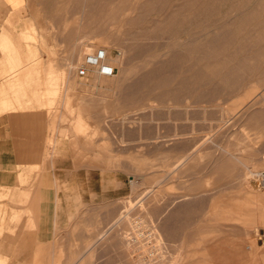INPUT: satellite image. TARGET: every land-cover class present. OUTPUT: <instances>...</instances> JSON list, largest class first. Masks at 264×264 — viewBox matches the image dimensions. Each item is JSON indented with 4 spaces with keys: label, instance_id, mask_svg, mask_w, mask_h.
<instances>
[{
    "label": "rangeland",
    "instance_id": "rangeland-1",
    "mask_svg": "<svg viewBox=\"0 0 264 264\" xmlns=\"http://www.w3.org/2000/svg\"><path fill=\"white\" fill-rule=\"evenodd\" d=\"M20 1L0 100L47 124L40 155L0 171L4 264H264V191L245 184L246 167L264 172V0ZM26 62L52 83L40 96L24 75L27 105L13 88Z\"/></svg>",
    "mask_w": 264,
    "mask_h": 264
},
{
    "label": "crops",
    "instance_id": "crops-1",
    "mask_svg": "<svg viewBox=\"0 0 264 264\" xmlns=\"http://www.w3.org/2000/svg\"><path fill=\"white\" fill-rule=\"evenodd\" d=\"M0 2L4 7V10L0 11L1 37L4 32L9 34V30L14 34V32L12 31L13 27H8V25H16V27L17 25H19V21L13 19V16L15 14V9L19 8V3H21V1L0 0ZM8 20H11V22H8ZM11 41L13 44L12 38ZM5 66L8 67V63L4 60L3 53L0 49V83L4 79L2 74L4 72H9L8 68ZM46 124V112L45 109L41 106L33 105L25 106V108H10L0 112V171H2L4 168H13L15 166L18 167L19 165L28 164V162L34 161L40 155V145L41 141L43 140ZM5 153L8 156V160L4 159ZM53 172L54 171H52V174H54ZM22 180L23 179L18 182H23ZM57 182L58 181H56V178L54 176L53 185L51 186L53 187L51 195L52 205H56L59 202ZM8 183L9 182H4L2 173L0 172V185ZM13 191L14 188L12 189V187L7 190V194L10 196V198L12 197ZM2 206L0 205V207ZM8 214L9 217L8 221L6 222L5 216H7ZM5 216L2 223L3 227H13L16 225L17 221L12 222L9 220V218L12 217L11 211H6ZM32 217L33 216L31 215L30 221L27 222L28 225H32ZM52 222L54 223V235L55 228L57 226L55 225L54 216L52 217ZM208 251L210 252V254L214 253V249H208L206 250V253H208ZM232 259L233 258L226 256L225 253H222V255L217 258L215 256H207L204 259L202 258L200 259L199 264H235V262L232 263Z\"/></svg>",
    "mask_w": 264,
    "mask_h": 264
},
{
    "label": "bare ground",
    "instance_id": "bare-ground-1",
    "mask_svg": "<svg viewBox=\"0 0 264 264\" xmlns=\"http://www.w3.org/2000/svg\"><path fill=\"white\" fill-rule=\"evenodd\" d=\"M205 1H206V0H205ZM223 1H224V0H223ZM258 1H259V0H258ZM212 2H213V1H212ZM215 2H216V1H215ZM254 2H255V1H254ZM256 2H257V1H256ZM216 3H217V2H216ZM229 3H231V2H229ZM211 4H212V3H211ZM239 4H240V3H238V5H239ZM228 5H229V4H228ZM229 6H230V5H229ZM233 6H234V5H233ZM254 6H255V5H254ZM256 6H257V5H256ZM121 7H122V6H121ZM231 7H232V5H231ZM100 8H101V7H100ZM228 8L230 9V7H228ZM242 8H243V7H242ZM245 8H246V7H245ZM253 8H254V7H253ZM253 8H252V9H253ZM200 9H201V8H200ZM215 9H217V8H215ZM252 9H251V10H252ZM102 10H103V9H102ZM102 10H100V12H101ZM237 10H238V9H237ZM242 10H243V9H242ZM213 11H214V10H213ZM213 11H212V12H213ZM223 11H224V10H223ZM225 11H226V10H225ZM231 11H232V10H231ZM115 12H116V11H115ZM178 12H179V11H178ZM197 12H198V11H197ZM210 12H211V11H210ZM210 12H209V13H210ZM250 12H251V11H250ZM250 12H249V13H250ZM109 13H110V12H109ZM175 13H176V12H175ZM188 13H189V12H188ZM217 13H218V12H217ZM100 14H101V13H100ZM205 14H206V13H205ZM105 15H106V14H105ZM190 15H191V14H190ZM206 15H207V14H206ZM246 15H247V14H246ZM180 16H183L182 13L180 14ZM184 16H185V15H184ZM188 16H189V15H188ZM240 16H241V15H240ZM192 17H193V15H192ZM192 17H191V16L188 17L189 20H190V18H192ZM185 18H186V17H185ZM246 19H247V17H246ZM165 20H166V19H165ZM177 20H178V19H177ZM182 20H183V19H182ZM163 21H164V20H163ZM170 21H171V20H170ZM175 21H176V20H175ZM175 21H174V23H175ZM179 21H180V19H179ZM195 21H197V20H195ZM201 21H202V20H201ZM252 21H253V19H252ZM258 21H260V20H258ZM184 22H185V21H184ZM186 22H187V20H186ZM186 22H185V24H187V23L189 24V21H188L187 23H186ZM221 22H222V21H221ZM221 22H220V23H221ZM174 23H173V24H174ZM191 23H192V22H190V24H191ZM199 23H200V22H199ZM199 23H196V24H199ZM160 24H161V23H160ZM173 24H172V25H173ZM174 25H175V24H174ZM174 25H173V27H174ZM210 25H211V24H210ZM235 25H236V24H235ZM164 26H165V25H164ZM168 26H169V25H168ZM181 26H183V25H181ZM194 26H196V25H194ZM204 26H206V25H204ZM208 26H209V25H208ZM208 26H207V27H208ZM233 26H234V25H233ZM175 27H176V26H175ZM175 27H174V28H175ZM178 27H179V26H178ZM178 27H177V28H178ZM184 27H185V25H184ZM184 27H183V29L185 30ZM221 27H222V26H221ZM94 29H95V28H94ZM96 29H97V28H96ZM96 29H95V30H96ZM175 29H176V28H175ZM178 29H179V28H178ZM231 29H232V28H231ZM95 30H94V31H95ZM216 30H217V29H216ZM216 30H215V31H216ZM222 30H223V29H222ZM167 31H168V30H167ZM172 31H173V30H172ZM174 31H175V30H174ZM98 32H99V31H98ZM162 32H163V31H162ZM168 32H169V31H168ZM160 33H161V32H160ZM172 35H173V34H172ZM223 35H224V34H223ZM2 36H3V35H2ZM216 37H217V36H216ZM262 38H263V37H262ZM6 39H7V38H6ZM6 39H5V42H7ZM8 39H9V37H8ZM32 40H33V39H32ZM212 41H213V40H212ZM263 41H264V40H263ZM27 43H29V40H28ZM260 43H261V42H260ZM24 44H25V43H24ZM214 44H215V43H214ZM262 44H263V42L261 43V46H262ZM6 45H7V44H6ZM26 45H27V44H26ZM257 45H258V43H257ZM263 45H264V44H263ZM211 46H212V45H211ZM4 47H5V46H4ZM30 47H31V46H30ZM30 47H29V48H30ZM32 47H33V46H32ZM32 47H31V48H32ZM190 47H191V46H190ZM253 47H254V46H253ZM259 47H260V46H259ZM259 47H258V48H259ZM33 48H34V47H33ZM212 48H213V47H212ZM229 48H230V46H229ZM229 48H228V50H229ZM255 48H256V47H255ZM5 49H6V48H5ZM218 49H219V48H218ZM256 49H257V48H256ZM30 50H31V49H30ZM254 50H255V49H254ZM9 51H10V50H9ZM28 51H29V50H28ZM35 51H36V50H35ZM215 51H216V50H215ZM215 51H214V52H215ZM252 51H253V50H252ZM29 52H30V51H29ZM32 52H33V51H32ZM32 52H31V53H32ZM199 52H200V51H199ZM225 52H226V50H225ZM256 52H257V51H256ZM9 53H10V52H9ZM197 53H198V52H197ZM215 53H216V52H215ZM245 53H247V52H245ZM263 53H264V52H263ZM4 54H5V53H4ZM25 54H26V53H25ZM34 54H37V52H35ZM224 54H225V53H224ZM251 54H252V53H251ZM29 55H30V54H29ZM29 55H28V56H29ZM212 55H213V53H212ZM23 56H24V55H23ZM25 56H26V55H25ZM222 56H223V55H221V57H222ZM242 56H243V55H242ZM13 57H15V56H13ZM33 57H34V56H33ZM37 57H38V56H37ZM119 57H120V56H119ZM196 57H197V55H196ZM196 57H195V58H196ZM219 57H220V56H219ZM223 57H224V56H223ZM243 57H244V56H243ZM249 57H250V56H249ZM34 58H35V57H34ZM250 58H251V57H250ZM4 59H6V61L8 60L7 57H5ZM14 59H15V58H14ZM24 59H25V57H24ZM146 59H147V58H146ZM10 60H11V59H10ZM22 60H23V58H22ZM27 60L29 61L28 57H27ZM119 60H120V59H119ZM119 60H117V61H119ZM24 61H25V60H24ZM33 61H34V62H33ZM33 61H32L33 64H35V60H34V59H33ZM2 62H3V61H2ZM30 62H31V61H30ZM36 62H37V61H36ZM77 62H78V61H77ZM145 62H146V61H144V63H145ZM234 62H235V61H234ZM4 63H5V62H4ZM7 63H10L9 60H8ZM94 64H95V63H94ZM225 64H226V62H225ZM232 65H233V64H232ZM260 65H261V64H260ZM22 66H23V65H22ZM24 66H25V67H24ZM24 66H23V67H24L23 70H24V69H26V70H25V71H22V72L20 71V72H21V75H23V77L20 76V77H19L20 79H19L18 81H17V79H18V78H17V79L15 80V86L13 85V86H14V87H13V88H14V91H15V90H18V91H19V93L16 91L17 94L15 95V97H16L18 94H20L21 96H22V95H25V93H26V92H24V90H25V89H24V88H25L24 86H25V85H24V82H23V81H24V75H25L26 78H29V77H30V74L33 73V72H35V71H37V72L35 73V76L33 77L32 80H30V81L27 80V81H28L27 83H28L29 85L31 84V85L33 86V85L36 84V83L39 84V82H42L41 84L43 85V87H42L43 89H41L42 91L40 90V91H41L40 96H41V95H44V94H46V93H48V92L50 91V90H49V86L52 84L51 81H50V77H49V76H46V78L41 79V76H40V75H42V74H39L41 70L39 71L37 67H36L37 70L35 69L34 71L31 70V69H29L30 67H26V66H29V65H27V62H26V64H24ZM30 66H31V65H30ZM94 66H95V65H94ZM228 66H229V65H227V67H228ZM234 66H235V65H234ZM5 67H7V66H5ZM38 67H39V66H38ZM224 67H225V66H222V68H224ZM229 67H230V66H229ZM229 67L226 68V69L229 70ZM239 67H241V66H239ZM242 67H243V66H242ZM7 68H8V67H7ZM32 68H33V65H32ZM99 68H100V67H99ZM2 69H3V68H2ZM5 69H6V68H5ZM148 69H149V68H148ZM20 70H22V69H20ZM94 70H95L97 73H99V69H98L97 66L94 68ZM5 71H6V70H5ZM17 71H18L17 69H16V71L14 70V72H17ZM221 71L223 72V70H221ZM255 71H256V70H255ZM255 71H254V72H255ZM20 72H19V73H20ZM23 72H24V73H23ZM225 72H226V71H225ZM22 73H23V74H22ZM37 73H38V74H37ZM222 74H223V73H222ZM230 74H232V72H230ZM230 74H229V75H230ZM233 74H234V73H233ZM258 74H259V73H258ZM45 75H46V74H45ZM47 75H48V73H47ZM226 75L228 76V74H226ZM237 75H238V74H237ZM15 76H16V75H15ZM18 76H19V74H17L16 77H18ZM243 76H244V75H243ZM13 78H14V77H13ZM26 78H25V79H26ZM31 78H32V77H31ZM39 78H40V79H39ZM29 79H30V78H29ZM253 79H254V78H253ZM218 80H219V79H218ZM7 81H8V80H7ZM9 81H10V80H9ZM11 81H13V79H12ZM16 81H17V83H16ZM121 81H122V80H121ZM135 81H136V80H135ZM147 81H148V80H147ZM251 82H252V81H251ZM6 83H7V82H6ZM7 85H8V83H7ZM11 85H12V84H11ZM23 85H24V86H23ZM31 85H30V86H31ZM42 85H41V86H42ZM122 85H123V84H122ZM9 87H10V86H9ZM7 88H8V86H7ZM35 88H36V87H35ZM35 88H34V89H35ZM11 89H12V88H11ZM11 89H10V90H11ZM8 90H9V89H8ZM51 90H52V89H51ZM4 91H5V90L3 89V92H2V93H4ZM14 91H12V92H14ZM38 91H39V90H38ZM241 91H242V90H241ZM5 92H6V91H5ZM32 92H33V90H32ZM32 92H31V93H32ZM36 92H37V91H34V94H35ZM51 92H52V91H51ZM55 92H56V91H55ZM243 92H244V91H243ZM248 93H249V92H248ZM248 93H247V94H248ZM13 94H14V93H13ZM26 94H27V93H26ZM38 94H39V93H38ZM1 96H2V95H1ZM37 96H38V95H37ZM37 96H36V97H37ZM45 96H47V94H46ZM239 96H240V95H239ZM2 97H3V96H2ZM4 97H6V96H4ZM7 97H9V95H7ZM11 97H12V96H11ZM17 97H19V96H17ZM17 97H16V98H17ZM23 97H24V96H23ZM36 97H35V98H36ZM42 97H44V96H42ZM65 97H66V96H65ZM263 97H264V96H263ZM12 98H13V97H12ZM8 99L11 101L10 98H8ZM18 99H19V98H17V101H18ZM21 99H22V97L19 99V100L22 102V101L24 100V98H23L22 100H21ZM43 99H44V98H43ZM36 100H37V99H36ZM257 100H258V99H257ZM17 101H16V105H17V103H19V102H17ZM27 101H28V100H27ZM29 102H30V101H29ZM255 102H256V101H255ZM258 102H259V101H258ZM24 103H26L25 105H27V102H25V100L23 101V104H24ZM235 103H236V102H235ZM11 104H12V103H11ZM29 104H30V103H29ZM0 105H1V107L3 108L4 111L7 110V109H10L11 106H12V105H10L9 101L7 100V98H2V99L0 100ZM9 105H10V106H9ZM19 105H20V104H19ZM19 105H18V106H19ZM27 106H29V105H27ZM45 106H46V105H45ZM257 107H258V106H257ZM261 107H262V106H261ZM2 108H1V109H2ZM13 108H15V107H14V104H13ZM229 109H230V108H228V110H229ZM255 109H256V108H255ZM252 110H254V109H252ZM231 111H232V110H231ZM258 112H259V111H258ZM247 113H249V112H247ZM227 114H228V113H227ZM244 115H245V114H244ZM244 115H243V116H244ZM242 118H245V117H242ZM243 120H244V119H243ZM257 120H258V118H257ZM254 122H256V121H254ZM258 122H259V121H258ZM72 124H73V123H72ZM74 124H75V123H74ZM79 124H80V123H76V124L74 125V127H75V128L78 127ZM260 124H261V123H260ZM250 125H252V123H251ZM254 126H255V125H254ZM66 127H67V126H66ZM131 127H132V126H131ZM158 127H159V126H158ZM246 128H247V127H246ZM66 129H67V128H66ZM258 129H259V128H258ZM79 130H80V128H79ZM250 130H251V129H250ZM261 130H262V129H261ZM257 131H258V130H257ZM257 131H256V132H257ZM256 132H255V133H256ZM59 133H60V132H59ZM255 133H254V134H255ZM147 134H148V133H147ZM248 138H249V137H248ZM243 140H244V139H243ZM115 141H116V140H115ZM150 141H151V140H150ZM162 142H163V141H162ZM260 150H261V149H260ZM226 151H227V150H226ZM244 151H245V150H244ZM261 151H262V150H261ZM255 155H258V154H255ZM260 156H261V155H260ZM215 157H216V156H215ZM224 157H225V156H224ZM239 157H240V156H239ZM251 157H252V156H251ZM259 158H260V157H259ZM259 158H257V159H259ZM221 159H222L221 156L218 157V158H216L214 166H216V164L219 163V162L221 161ZM223 159H224V158H223ZM238 159H239V158H238ZM200 160H201V159H200ZM260 160H261V159H260ZM153 161H154V160H153ZM207 161H208V159H207ZM209 161H210V160H209ZM253 161H254V160H253ZM212 162H213V161H211L210 163L212 164ZM200 163H201V162H200ZM213 163H214V162H213ZM172 164H173V163H172ZM220 164H221V163H220ZM242 164H243V163H242ZM252 164H253V163H252ZM201 165H202V164H201ZM204 165H205V164H204ZM195 166H196V165H195ZM210 166H211V165H210ZM214 166H213V167H214ZM217 166H218V165H217ZM230 166H231V165H230ZM211 167H212V166H211ZM245 167H246V166H245ZM251 167H252V166H251ZM255 167H256V166H255ZM239 168H240V167H239ZM239 168H238V169H239ZM174 169H175V168H174ZM252 169H253V168H252ZM252 169H250L249 167H246V173H245V180H246V181H245V184H247L246 186H247L248 189H252V190H253L254 188H256V191H258V192H262V191H264V172L261 173V172H259V171H253L254 169H253V170H252ZM201 170H202V169H201ZM176 171H177V169H176ZM193 171H194V170H193ZM198 171H199V170H198ZM207 171H208V169H207ZM242 172H243V171H242ZM168 173H169V172H168ZM192 173L194 174V172H192ZM200 173H201V172H200ZM21 174H22V173H21ZM186 174H187V173H186ZM203 174H204V173H203ZM203 174H202V175H203ZM236 174H237V173H236ZM173 175H174V174H173ZM195 175H196V173H195ZM195 175H194V176H195ZM165 176H167V175H165ZM183 176H184V175H183ZM187 176H188V175H187ZM242 176H243V175H242ZM198 177H199V176H198ZM200 177H201V176H200ZM243 177H244V176H243ZM252 177L255 178V179H257V181H258V183H257L258 185L256 184V185H257L256 187H254L253 184L251 183V178H252ZM19 178H20V177H19ZM165 178H166V177H165ZM225 178H226V177H225ZM162 179H163V178H162ZM168 179H169V177H168ZM168 179H166V180L168 181ZM170 179H171V178H170ZM174 179H175V178H174ZM178 179H180V178L178 177ZM198 179H199V178H198ZM232 180H233V178H232ZM236 180H237V179H236ZM234 181H235V180H234ZM254 181H255V180H254ZM164 182H165V181H164ZM177 182H179V181H177ZM193 182H195V181H193ZM227 182H230V180L227 181ZM227 182H226V183H227ZM157 183H158V182H157ZM206 183H207V182H206ZM137 184H138V183H137ZM200 184H201V183H200ZM204 185H205V184H204ZM145 186H146V185H145ZM148 186H150V185H148ZM151 186H153V185H151ZM219 186H220V185H219ZM171 187H172V186H171ZM182 187H183V186H182ZM182 187H181V188H182ZM187 187H188V186H187ZM144 188H145V187H144ZM181 188H180V189H181ZM198 188H199V187H198ZM245 188H246V187H245ZM149 190H150V189H149ZM213 190H214V189H213ZM192 191H193V190H192ZM142 192H143V191H142ZM206 192H208V191H206ZM146 193H147V192H146ZM199 193H200V192H199ZM199 193H198V194H199ZM209 193H210V190H209ZM209 193H208V194H209ZM144 194H145V193H143V195H144ZM147 194H148V193H147ZM147 194H146V195H147ZM175 194H176V193H175ZM177 194H178V193H177ZM194 194H195V192H194ZM194 194H193V195H194ZM150 195H151V194H150ZM167 195H168V194H167ZM167 195H166V196H167ZM193 195H192V196H193ZM139 196H140V195H139ZM172 196H173V195H172ZM176 196H177V195H176ZM181 196H182L181 198H183L184 195H181ZM185 196H186V195H185ZM190 196H191V195H190ZM192 196H191V197H192ZM198 196H199V195H198ZM140 197H142V196H140ZM144 197H145V195H144ZM173 197H174V196H173ZM186 197H187V196H186ZM195 197H196V196H195ZM195 197H194V198H195ZM199 197H201V194H200ZM199 197H198V198H199ZM204 197H206V196H204ZM21 198H22V197H21ZM21 198H20V199H21ZM148 198H149V197H148ZM159 198H160V196H159ZM189 198H190V197H189ZM130 199H131V198H130ZM151 199H154V197L151 198ZM171 199H172V198H171ZM171 199H170V200H171ZM183 199H184V198H183ZM206 199H207V198H206ZM170 200H169V201H170ZM172 200H173V201H176V198H174V199H172ZM178 200H179V199H178ZM186 200H187V198H186ZM188 200H189V199H188ZM190 200H191V198H190ZM195 200H196V198H195ZM207 200H208V199H207ZM144 201H145V200H144ZM146 201H147V200H146ZM181 201H182V200H180V202H181ZM192 201H193V199H192ZM135 202H136V201H135ZM140 202H141V201H140ZM147 202H148V201H147ZM155 202H156V201H155ZM159 202H160V201H159ZM161 202H163V201H161ZM165 202H166V201H165ZM203 202H205V201H203ZM182 203H183V201H182ZM194 203H195V202H194ZM207 203H208V202H207ZM132 204H133V203H132ZM137 204H138V203H137ZM159 204H160V203H159ZM179 204H180V206L182 205L181 203H179ZM183 204H184V203H183ZM186 204H187V203H186ZM203 204H204V203H203ZM135 205H136V204H135ZM141 205H142V204H141ZM167 205H168V204H167ZM171 205H172V204H171ZM173 205H174V203H173ZM190 205H191V207H192V204H189L188 206H190ZM244 205H245V204H244ZM133 206H134V205H133ZM183 206H184V205H183ZM179 208H180V207H179ZM188 208H189V207H188ZM143 209H144V208H143ZM167 209H169V208H167ZM167 209H165V210H167ZM241 209H242V208H241ZM161 210H162V209H161ZM158 211H159V210H158ZM162 211H163V210H162ZM162 211H161V212H162ZM235 212H236V211H235ZM240 213H241V212H240ZM245 214H246V213H245ZM151 219H152V217H151ZM259 219H263V220H264V216L262 215L261 217H259ZM255 227H256V226H255ZM255 227H254V228H255ZM257 227H258V226H257ZM257 227H256V228H257ZM256 230H257V229H256ZM0 255H1V254H0ZM2 258H3V256L0 257V259H2ZM4 259H5V258H4ZM0 264H4L3 259H2V261H0Z\"/></svg>",
    "mask_w": 264,
    "mask_h": 264
}]
</instances>
